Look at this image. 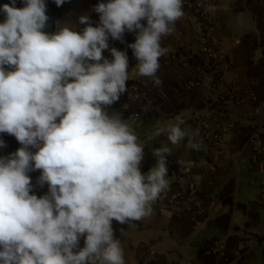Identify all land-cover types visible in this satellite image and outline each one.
Returning <instances> with one entry per match:
<instances>
[{"label":"clouds","instance_id":"9594fccd","mask_svg":"<svg viewBox=\"0 0 264 264\" xmlns=\"http://www.w3.org/2000/svg\"><path fill=\"white\" fill-rule=\"evenodd\" d=\"M53 2L60 7L66 0ZM22 3L0 5V134L21 145L0 157V264H125L112 222L152 214L170 187L171 149H153L156 163L142 173L143 145L121 114L106 111L127 91L128 55L114 47L111 60L103 53L109 39L123 42L126 32L136 33L127 47L138 74L159 86V58L167 52L161 40L185 15L183 0H107L93 8L95 27L83 15L81 32L62 26L55 33L45 31L46 0ZM182 125L155 135L173 145L187 140L199 151L198 131ZM36 170L38 182L48 185L39 198L30 194L29 173Z\"/></svg>","mask_w":264,"mask_h":264},{"label":"crops","instance_id":"0c3cea01","mask_svg":"<svg viewBox=\"0 0 264 264\" xmlns=\"http://www.w3.org/2000/svg\"><path fill=\"white\" fill-rule=\"evenodd\" d=\"M101 2L107 0H75L77 17L72 29L83 30L85 25L78 22L83 15L89 16L95 27L99 16L93 8ZM184 13L173 33L162 37L161 47L167 52L159 58V86L138 74L137 61L132 51L127 52V84L134 83L147 93L145 104H132L127 110L112 105L106 108L109 115L121 114L143 145L142 173L156 163L153 149H171L168 195L157 199L149 217L125 225L113 221L114 234L121 240L125 264H264V171L260 163L250 160L247 144L260 128L253 149L264 151V107L259 117L254 115L255 108L264 103V0H217L210 16L213 29L205 37L194 26V14ZM204 44L212 50L207 57H201ZM113 47L125 51L109 42L105 58L112 59ZM178 49L187 56L203 58L202 69L207 68L209 75L203 77L198 66L169 64ZM219 53L223 63L211 67V57ZM246 91L255 93L258 102ZM237 92L244 94L241 103L225 97ZM208 115L219 117L222 125H233L225 136L223 154L201 133L198 118ZM179 120L185 121L182 127L198 131L199 151L188 147L187 140L173 145L166 135H155L158 129ZM0 139L6 144L0 148V157L17 151L4 134ZM178 160L191 161L194 166L178 165ZM29 175L40 188L39 197L46 195L48 185L38 182L41 172ZM207 241L222 243L224 256H207ZM83 247L81 238L79 248Z\"/></svg>","mask_w":264,"mask_h":264},{"label":"built area","instance_id":"2783aa9c","mask_svg":"<svg viewBox=\"0 0 264 264\" xmlns=\"http://www.w3.org/2000/svg\"><path fill=\"white\" fill-rule=\"evenodd\" d=\"M217 0H183V10L190 11L195 16V28L201 33V36L205 37L207 33L211 32L213 29L212 22L210 21L211 12L216 7ZM136 33H128L126 32L123 37V42L114 41L109 39L110 43L118 44L124 48L126 52H131L132 50L127 47L128 44L135 42ZM212 54L211 48L208 44L203 45L201 57H207ZM169 64L182 66L184 68L196 67L198 66L202 71V76L206 77L209 75L207 68L202 69L203 66V58H194L190 55H185L182 49H178L175 53H173L168 61ZM220 63H223L222 54H214L211 57V67L217 66ZM198 68V69H199ZM228 70V66L225 65L224 72ZM223 76V75H222ZM222 78V77H221ZM196 84V83H194ZM193 84V85H194ZM246 95H248L254 102H258V97L252 91H246ZM244 94L237 93H229L225 97L229 100H233L237 103H241L242 96ZM147 100V93L140 89L134 83L127 84V91L120 97L119 101L113 104L112 106L118 110H127L132 104L143 105ZM264 107V103L257 106L254 110L255 116H260L262 114V108ZM198 124L200 125L201 133L211 139L212 144L216 151L220 154H223L227 149V143L225 136L226 134L233 128L232 124L222 125L219 123V117L214 115H208L205 117L198 118ZM215 126V127H214ZM262 129L258 128L250 135L248 138L247 144L250 152V160L253 162H258L262 166V170L264 171V151L260 149H253V144L256 142L257 137ZM32 183V193L39 198L40 188L34 180H31ZM166 193H162L160 197H166L170 191ZM180 194L176 197H179ZM204 253L207 256H215V257H223V245L219 241H207L204 244Z\"/></svg>","mask_w":264,"mask_h":264},{"label":"rangeland","instance_id":"374dc122","mask_svg":"<svg viewBox=\"0 0 264 264\" xmlns=\"http://www.w3.org/2000/svg\"><path fill=\"white\" fill-rule=\"evenodd\" d=\"M10 0H0V5L9 4ZM17 8H22L24 5L22 0H16ZM15 4V5H16ZM47 4V15L49 17V21L47 23L48 33H55L62 26H70L72 27V23L74 19L77 17L76 10L74 6L76 5L75 0H66V2L58 7V13H56V4L53 0H46ZM48 5H51L49 7ZM4 14L0 12V23L4 21ZM6 70L10 71L11 69L6 67ZM7 135V134H4ZM11 139H15V137L7 135Z\"/></svg>","mask_w":264,"mask_h":264},{"label":"trees","instance_id":"16d2710c","mask_svg":"<svg viewBox=\"0 0 264 264\" xmlns=\"http://www.w3.org/2000/svg\"><path fill=\"white\" fill-rule=\"evenodd\" d=\"M15 6H17V4H16ZM48 6L51 7V5H48ZM56 13H58V7H56ZM3 16H4V15H3ZM4 18H5V16H4ZM47 30H48V27L46 26L45 31L47 32ZM5 136H6V139L9 140L10 145H11L12 147L14 146V148H16V149H18V148L21 147V145L17 142L16 139H11V138L8 137L7 135H5Z\"/></svg>","mask_w":264,"mask_h":264}]
</instances>
